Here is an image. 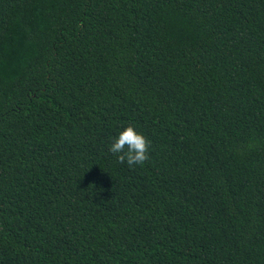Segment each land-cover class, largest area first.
Here are the masks:
<instances>
[{
    "label": "trees",
    "instance_id": "trees-1",
    "mask_svg": "<svg viewBox=\"0 0 264 264\" xmlns=\"http://www.w3.org/2000/svg\"><path fill=\"white\" fill-rule=\"evenodd\" d=\"M0 264H264V0H0Z\"/></svg>",
    "mask_w": 264,
    "mask_h": 264
},
{
    "label": "clouds",
    "instance_id": "clouds-1",
    "mask_svg": "<svg viewBox=\"0 0 264 264\" xmlns=\"http://www.w3.org/2000/svg\"><path fill=\"white\" fill-rule=\"evenodd\" d=\"M149 147L150 141L145 135L133 124H127L111 138L108 150L117 161L133 167L143 165L148 159Z\"/></svg>",
    "mask_w": 264,
    "mask_h": 264
}]
</instances>
